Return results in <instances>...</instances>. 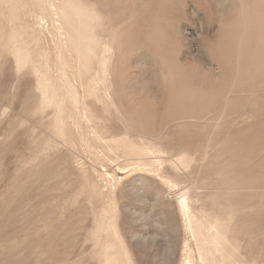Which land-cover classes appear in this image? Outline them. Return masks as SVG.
<instances>
[{
	"label": "rangeland",
	"instance_id": "obj_1",
	"mask_svg": "<svg viewBox=\"0 0 264 264\" xmlns=\"http://www.w3.org/2000/svg\"><path fill=\"white\" fill-rule=\"evenodd\" d=\"M263 2L0 0V264H264Z\"/></svg>",
	"mask_w": 264,
	"mask_h": 264
},
{
	"label": "bare ground",
	"instance_id": "obj_2",
	"mask_svg": "<svg viewBox=\"0 0 264 264\" xmlns=\"http://www.w3.org/2000/svg\"><path fill=\"white\" fill-rule=\"evenodd\" d=\"M34 1H37L39 4H42V3H44V1L45 0H34ZM259 1V0H258ZM264 1V0H263ZM48 2V1H47ZM255 2H257V1H255ZM261 2V1H260ZM260 2L258 3V4H260ZM254 3V2H253ZM262 3V2H261ZM48 4V3H47ZM52 4V3H51ZM264 2H263V4L262 5H258V8H257V10L256 11H254V13L251 15V16H247V15H245V17L243 18V22H245V24L249 27V29H251V30H256L255 31V34L253 33V35L254 36H252V37H250L252 40V42H253V40L257 43V44H262V48L261 49H259L258 48V45H256V46H253V50H255L260 56H259V60L258 61H260V63H261V69H263V71H264V39H261V37H259L260 35H261V33H260V35H259V30H261V28H263L264 27V15H263V13H264V11H263V9H264ZM35 6H36V4H35ZM39 6V5H38ZM42 6H43V4H42ZM48 6V5H47ZM254 6V5H253ZM255 6H257L256 4H255ZM54 7V6H53ZM49 8V7H48ZM44 10V9H43ZM50 11V10H49ZM58 12V11H57ZM50 13H51V11H50ZM52 14V13H51ZM42 15V14H41ZM46 15V14H45ZM84 17H86V16H84ZM43 18V17H42ZM45 18V17H44ZM51 20V19H50ZM41 21V20H40ZM242 22V23H243ZM238 27V26H237ZM240 29V28H239ZM59 30V29H58ZM258 31V32H257ZM238 32H239V30H238ZM251 36V35H250ZM259 51H261V53L259 52ZM255 52V53H256ZM67 58H68V56H67ZM104 61H106V60H104ZM257 69H259V68H257ZM106 75V74H105ZM192 90V89H191ZM186 92V91H185ZM186 94H189V93H186ZM90 141V140H89ZM116 145V144H115ZM90 148V147H89ZM92 149V148H91ZM143 153V152H142ZM107 175V174H106ZM110 176V175H109ZM98 177V176H97ZM177 201L179 202V203H182V204H185V201H186V198H185V193H183V194H180L179 196H178V199H177ZM179 205V204H178ZM186 210V209H185ZM183 213H184V210H183ZM186 248V247H185ZM109 259V258H108ZM182 264H192V262H191V260H190V258L188 257V256H186L185 258H184V260H183V262H182Z\"/></svg>",
	"mask_w": 264,
	"mask_h": 264
}]
</instances>
